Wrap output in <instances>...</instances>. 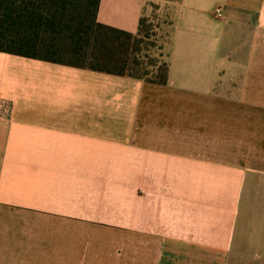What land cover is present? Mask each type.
I'll use <instances>...</instances> for the list:
<instances>
[{"label":"crops","instance_id":"crops-1","mask_svg":"<svg viewBox=\"0 0 264 264\" xmlns=\"http://www.w3.org/2000/svg\"><path fill=\"white\" fill-rule=\"evenodd\" d=\"M149 3L165 86L0 52V264H264V0Z\"/></svg>","mask_w":264,"mask_h":264},{"label":"trees","instance_id":"trees-1","mask_svg":"<svg viewBox=\"0 0 264 264\" xmlns=\"http://www.w3.org/2000/svg\"><path fill=\"white\" fill-rule=\"evenodd\" d=\"M98 6L99 0H0V52L165 86L166 62L154 73L130 57L131 39L146 32L143 17L131 34L98 23Z\"/></svg>","mask_w":264,"mask_h":264},{"label":"rangeland","instance_id":"rangeland-1","mask_svg":"<svg viewBox=\"0 0 264 264\" xmlns=\"http://www.w3.org/2000/svg\"><path fill=\"white\" fill-rule=\"evenodd\" d=\"M167 8L159 4L149 3L144 9L143 16V25L142 29L146 27V32L141 33L140 36L131 39V53H133L131 58L141 62V65L138 66L139 69L146 71L157 70L165 62L164 55V44L166 41V32L164 29V24L167 21L166 13ZM154 64V67L151 66ZM259 120L261 122L260 136L264 138V112H261L259 115ZM256 135V134H255ZM142 242L140 240L131 239L128 235V260L131 259V253H135L136 249H140ZM91 247V246H90ZM119 248H124V242L118 241L117 245ZM144 247V246H143ZM118 253H120L118 251ZM133 262L135 260L141 261L142 258L137 256L131 259ZM145 260V258H143ZM129 263V262H128Z\"/></svg>","mask_w":264,"mask_h":264},{"label":"built area","instance_id":"built-area-1","mask_svg":"<svg viewBox=\"0 0 264 264\" xmlns=\"http://www.w3.org/2000/svg\"><path fill=\"white\" fill-rule=\"evenodd\" d=\"M220 14H221V9L220 8H217L215 10V15L218 16V17H220Z\"/></svg>","mask_w":264,"mask_h":264}]
</instances>
